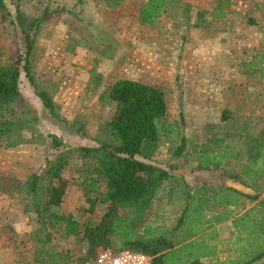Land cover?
I'll list each match as a JSON object with an SVG mask.
<instances>
[{
	"label": "rangeland",
	"instance_id": "374dc122",
	"mask_svg": "<svg viewBox=\"0 0 264 264\" xmlns=\"http://www.w3.org/2000/svg\"><path fill=\"white\" fill-rule=\"evenodd\" d=\"M5 2L6 8H0V66L14 63L22 66L26 46L16 22V6L11 0ZM76 2L43 0L41 7L29 5L26 9L31 15L40 13L47 4L51 9L71 8ZM147 2L125 0L119 8L112 9L106 0H83L84 8H77V11H85L83 23L67 13L58 12L43 25L31 60L38 73V82L54 95L64 121L48 113L23 73L20 79L23 100L13 105L10 116L31 121L34 129L21 133L26 143L14 148H9L0 138V188L7 178L24 182L29 174L40 172L47 159H54L62 152L52 148L50 136L57 135L67 145L71 158L65 171L70 185L62 212L72 214L81 223L87 219L98 222L107 206L99 205L94 214L87 211L90 202L81 186L84 166L75 149L97 145V137L115 112L112 101L104 102L100 98L120 79L136 80L162 89L168 102L169 121L182 124L183 114V135L187 139L185 156L174 157L179 140L163 138L154 157L156 163L171 171L177 163L194 162L196 166V162L204 160L202 148L217 144L216 140L220 139L213 140V131L200 125L204 119L195 120L196 112L191 110L189 102H200L205 97L213 100L215 81L227 76V73H220L221 64L229 65L228 74L232 75L237 71L239 60L245 56L256 58L263 52L264 39L258 44L257 38L264 34V0H233L227 16L218 21L208 17L209 27L205 29H195L193 24L200 10L213 11L214 0H167V8L153 25L143 23L139 17L141 7ZM110 45L111 49L104 54V47ZM218 106L222 110V104ZM263 124L264 107L260 128ZM83 127L84 131H80ZM247 139V136L230 138L240 149ZM168 192V186L158 191L147 217L153 227L177 231L180 210L177 204L165 206ZM209 200L210 197L205 196L202 204ZM37 228V215L25 213L17 196L2 193L0 189V264H36L35 253L41 245L35 238ZM192 229L190 226L187 230ZM189 233L186 232L184 238L189 237ZM45 246L51 252L65 254L68 264H85L88 243L81 237L65 239L56 235ZM192 246L179 247L166 259L173 263L178 259L186 261ZM45 257L48 258L47 254Z\"/></svg>",
	"mask_w": 264,
	"mask_h": 264
},
{
	"label": "trees",
	"instance_id": "16d2710c",
	"mask_svg": "<svg viewBox=\"0 0 264 264\" xmlns=\"http://www.w3.org/2000/svg\"><path fill=\"white\" fill-rule=\"evenodd\" d=\"M11 1L16 6V22L26 46L22 66L18 63L0 66V138L7 142L9 148H14L26 143L21 133L34 129L31 121H20L16 116H10L13 105L23 100L20 88L23 73L48 113L56 120L64 121L54 95L38 82V73L31 58L43 25L50 21L54 13H67L83 23L82 15L85 11H77V8L83 6V0H77L71 8L62 6L51 9L47 4L40 13L30 15L26 7L33 5L34 8H39L44 4L43 0L29 3ZM124 2L125 0H106L107 6L112 9L119 8ZM166 2L167 0H148L140 9V20L146 24H155L167 8ZM232 3L233 0H215L212 12L208 13L203 9L198 12L193 28H208V17L216 21L225 18ZM0 8H6L5 0H0ZM111 47L112 45L104 47L103 53L109 52ZM260 56L261 54H257L258 58ZM1 58L0 49V60ZM100 100L114 103L112 119L101 130L96 146L75 149L84 166L81 186L90 202L87 211L94 214L99 205L107 206L98 222L93 223L87 219L81 223L72 214L62 212L70 185L65 178V171L71 158L67 145L57 135L50 136L52 148L62 152L54 159H47L42 170L29 174L24 182L7 178L4 186L0 188L2 193L17 196L23 203L25 213L37 215L35 238L37 244L41 245L35 253L36 264H68L69 259L65 254L51 252L45 246L56 235L65 239L78 236L87 241V254L83 260L85 264H92L98 251L108 248L115 252L125 249L140 251L152 258V264H206L201 258L217 257L216 248L200 250L193 242H189L184 245H193L191 253L187 252V260L170 262L166 257L175 251V245L178 244L174 231L165 227H153L147 217L158 191L174 178L169 169L152 162L161 140L176 138L180 144L174 150V157L181 159L185 156L187 139L183 135V114L182 124L169 121L165 92L158 87L131 79L117 80L109 93L102 95ZM79 130L84 131V127ZM245 146L250 163L264 162V124L257 136L248 138ZM247 175L246 173L243 177H249ZM245 185L248 186L247 181ZM247 193L245 195L248 198L255 196ZM260 204L257 214L250 212L244 215L243 225L248 230V247L231 264H264V202ZM187 218L186 211L178 225L183 224ZM189 232V237L183 238L180 243L195 236L194 232Z\"/></svg>",
	"mask_w": 264,
	"mask_h": 264
},
{
	"label": "crops",
	"instance_id": "0c3cea01",
	"mask_svg": "<svg viewBox=\"0 0 264 264\" xmlns=\"http://www.w3.org/2000/svg\"><path fill=\"white\" fill-rule=\"evenodd\" d=\"M260 35L258 44L264 39V34ZM259 54V58L255 53L256 58L245 56L239 60L237 71L232 75L228 74L229 65L221 64L219 71L227 73V76L222 81H215V94H211L213 100L205 97L200 102H189L191 110L196 112L195 120L198 117L204 119L200 125L213 131V140L215 137L220 139L215 138L216 145L202 148L204 160L196 162V166L194 162L189 164L191 166L187 162L177 163L172 171L156 163L154 158L152 160L174 175L172 180L164 184L169 190L165 206L177 204V210H180L178 221L184 212L188 214L183 224L177 223L180 227L174 231L178 242L175 249L189 242H193L200 250L216 248L217 257L201 258L206 264H231L232 260L238 258L239 253L248 247L244 215L250 212L257 214L260 203L264 202V162L250 163L245 144L240 149L230 140L241 136L255 137L260 130L261 109L264 107V50ZM219 103L222 104V110L218 108ZM246 173L249 177L245 178L243 175ZM246 181L248 186L245 185ZM245 192L257 198H248ZM205 196L210 197L209 203L202 204ZM190 226H193L190 231L195 236L180 243Z\"/></svg>",
	"mask_w": 264,
	"mask_h": 264
},
{
	"label": "built area",
	"instance_id": "2783aa9c",
	"mask_svg": "<svg viewBox=\"0 0 264 264\" xmlns=\"http://www.w3.org/2000/svg\"><path fill=\"white\" fill-rule=\"evenodd\" d=\"M92 264H152V258L140 251L101 249Z\"/></svg>",
	"mask_w": 264,
	"mask_h": 264
}]
</instances>
